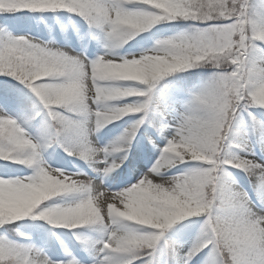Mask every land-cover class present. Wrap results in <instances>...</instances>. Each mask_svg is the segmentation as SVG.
Returning a JSON list of instances; mask_svg holds the SVG:
<instances>
[{"label": "snow or ice", "instance_id": "obj_1", "mask_svg": "<svg viewBox=\"0 0 264 264\" xmlns=\"http://www.w3.org/2000/svg\"><path fill=\"white\" fill-rule=\"evenodd\" d=\"M75 2L76 7L67 11L78 14L104 33L107 40L104 55L89 62L26 38L33 58L47 61L51 67L31 77L18 76L15 67L7 74L0 73L20 81L39 99L52 121L55 137H62L57 135L56 128L81 131L72 118L76 115L68 110L79 94L81 103L92 108L100 107L106 100L112 101L117 111L113 122L130 115L137 116L122 138L131 145L145 122L153 90L163 77L205 65L211 67L223 57H227L230 67L227 72L215 68L208 82L192 94L186 110L175 122L171 138L151 168L153 175H143L123 190L110 191L102 186V181L95 184L83 174H66L59 169L53 172L43 164L41 149L36 147L32 160L27 164L18 163L33 168L32 176L0 179V214L5 218L0 227L22 220L18 218L20 215L33 216L52 225L56 218V227L69 230L99 225L103 228L104 238L97 242L100 258L95 264H153L154 253L167 230L186 218L202 217L200 234L183 258V264H190L205 249L208 250L206 264H220L221 238L232 235L233 222L243 215L249 218V223L240 229L244 234L243 242L229 246L232 264H264V211H255L246 192L234 193L221 179L227 168H235L254 178L257 198L264 203V163L248 158L252 154L246 141L241 139L234 143L232 136L234 123L244 113L251 117L250 109H264V102H254L264 95V73H257L250 80L240 79L244 74L242 68L245 72L250 67L259 68L250 62L249 53L255 46L264 44V39L250 40L248 25L252 23L257 34L264 36V19L254 17L249 0H163V7L161 0ZM26 10L35 12L27 0H0V23L19 20L15 13ZM90 10L95 11L90 15ZM124 16L149 18L147 30L158 23L177 20L190 21L194 27L189 32L158 41L177 50L176 62L162 68L142 63L140 57L133 61V57L114 55V50L122 43L115 37V22L117 17ZM109 28L111 33H108ZM20 44L19 37L0 36V64L12 66L13 58L19 55ZM154 51L152 48L143 54L152 56ZM237 79L240 87L235 92V99L226 104L218 91L219 85ZM116 97L121 98L117 100ZM58 104L64 106L57 107ZM105 123L107 120L100 118L98 126L103 127ZM21 133L30 145L37 144L16 119L7 113L0 114V153L13 151L15 139ZM107 152L105 149L96 162L90 163L103 176L114 172L110 167L111 158L106 159ZM169 153L178 156L175 166H169L170 170L179 169L181 165L189 167L181 174L171 176L173 179L169 184L155 183V176L170 171L158 162ZM3 160L17 163L13 159ZM221 169L223 175H220ZM190 183L198 186L214 184L219 195L211 202L201 199L188 187ZM66 196L78 199L67 205L45 203L54 197ZM35 212L39 215H33ZM122 226L127 231L122 242H118L113 233ZM37 256L45 259L46 264H78L75 259L53 261L39 250L0 239V264H14V261L33 264Z\"/></svg>", "mask_w": 264, "mask_h": 264}, {"label": "trees", "instance_id": "obj_2", "mask_svg": "<svg viewBox=\"0 0 264 264\" xmlns=\"http://www.w3.org/2000/svg\"><path fill=\"white\" fill-rule=\"evenodd\" d=\"M249 9L256 19H264V0H249ZM15 16L20 19L12 21L10 24L0 23V36H2V33H8L18 26L27 29L33 36H39L47 42L52 40L63 42L67 35H69L70 39L74 42L76 30L81 29L85 34L84 48L85 53L88 56L94 55L98 49L104 48L107 51V40L104 38V33L99 29L90 28L87 22L78 14L70 13L67 10L45 12H32L26 10L15 13ZM34 16L38 19V27L32 23ZM58 17H65L67 19V24L62 26L54 24V27L51 28L48 22L51 20L55 22ZM0 19H2V17H0ZM193 27L192 22L184 20L158 23L151 29L136 36L133 40L124 44L122 47L115 49L114 55L117 57H127L150 51L159 40L168 39L181 33L189 32ZM255 52L264 56V44L255 46L249 54L254 55ZM214 72L215 69L209 66H203L189 71L170 74L157 82L152 93L151 104L145 116V122L136 134L135 139L132 141L131 147L127 153V159L122 165V168L114 171L108 176L111 181H119V178H125L126 173L124 172L129 173L141 161H144L143 163L152 161L155 148L151 139L148 137V134L151 133L152 135L160 136L161 133L168 128L165 127V125H169L168 120L162 114V111L176 114L179 107L186 110V105L192 94L202 88L212 77ZM0 103L4 104L7 109L19 115L27 125L31 137L35 139L36 142L46 145L41 149V152L52 167L67 174L79 173L86 176L91 174L90 170L87 169L84 160L68 155L65 150L68 138L55 137V130L52 128V121L47 116V111L43 108V105L37 100L31 90L23 83L12 77L0 75ZM249 111L251 114H260V116L264 118V109L252 108ZM37 113L39 114L37 115ZM72 118L76 121L81 120L78 116ZM128 118L135 122L138 119L135 115L128 116ZM243 119L249 122V131L251 134L253 149L257 154H260V137L255 132H252V130H254L250 123L252 116L250 117L247 112L244 113L240 119L234 123V127L239 120ZM121 129V120L113 122L98 132V138L105 147L108 145L111 146L113 142L123 134V132L119 133ZM233 142L235 143V141ZM188 167V165H182V168L185 170ZM28 173L30 172L26 169L8 168L7 166H2L0 164V178L2 179ZM93 175L102 177V179H106L107 177L103 176V174ZM230 175L240 180L244 173L235 168H227L225 174L221 177L222 182L224 183L225 179ZM249 193L251 199L257 202V192L249 189ZM72 199L77 200L78 197L66 196L53 198V200L61 205ZM40 222L47 225L43 220H40ZM202 225V217L186 218L183 221H178L167 230L164 237L159 242L157 250L152 258L153 264H183V258L185 256L179 254V249L181 246L193 244L200 234ZM22 227L23 222L19 220L5 224L3 227H0V230L6 234L9 239L14 241L15 244L45 251L47 255L57 261L75 259L78 264H90L96 261V252L93 249L96 241L95 239L92 241L89 239L84 243L81 241L83 244L78 247V241L74 237L72 240L74 243L71 244V248L69 249L57 244L48 229L46 230V240L44 242H42L35 234V236L30 239L23 238L19 234ZM76 230H81L82 233L89 232L86 227ZM80 237L87 238L83 234H80L77 236V239L79 240ZM103 237L104 231L99 234L98 241ZM207 253L208 250L205 249L194 257L190 264H206L208 259Z\"/></svg>", "mask_w": 264, "mask_h": 264}, {"label": "clouds", "instance_id": "obj_3", "mask_svg": "<svg viewBox=\"0 0 264 264\" xmlns=\"http://www.w3.org/2000/svg\"><path fill=\"white\" fill-rule=\"evenodd\" d=\"M27 4L31 7L35 12H45V11H53L54 10H67L71 7H76L75 0H27ZM160 6L163 7V0L160 2ZM95 10H90V15L94 13ZM90 28H94L93 23L86 21ZM150 23V19L147 17L140 16H124L117 17L115 22V37L120 43V47L128 42V40L135 38L136 35H139L142 31L147 30L148 25ZM250 32V40L254 39H264V36L258 35L255 26L252 23L248 25ZM108 33H111V28L108 29ZM21 44L18 46L17 57H14L12 60V66H5L0 64V73L7 74L12 70V67L16 68L17 75L20 77H31L32 75L38 74L41 71L47 70V68L51 67L47 61L37 60L33 58L32 51L29 49L27 45V39L25 37H19ZM165 40V39H162ZM41 44V43H39ZM45 47H49L47 44H42ZM50 48V47H49ZM155 49L154 54L152 56H147L142 53L139 55L142 63H151L153 65H158L160 67H166L170 64H174L176 62V49L164 45L159 44L158 42L153 47ZM136 57H133V61ZM132 61H129L131 63ZM207 66V65H205ZM113 67H119V65H113ZM213 69L215 68H223L225 72L228 71L230 65L227 62V57H223L219 63H214L211 65ZM59 70V69H57ZM241 71L244 73L240 79L250 80L255 77L257 73H264V67H250L248 71H244L242 68ZM231 75V73H229ZM238 87H240V80L237 79L234 82L228 81L221 83L219 85L218 91L222 98L224 99L226 104H230L235 99V92ZM121 97H116L115 99H120ZM254 102H264V95H261ZM57 107H63L64 105H56ZM72 111L76 116L82 117L83 119L76 121L78 125H80L81 131H68L61 128H56V133L58 136L68 138V143L66 146V150L68 155L75 156L78 159L84 160L86 163L96 162L99 154L105 149L108 150L107 158H111V165L113 171H117L125 162L124 156L127 155L131 145L130 142L126 139H122L125 136V132L118 137L110 147L99 148L96 147L94 143L91 141V136L95 135L99 131H101L108 124L113 123V120L117 116L116 106L112 101H104L100 107L92 108L81 103V98L78 97L74 99L73 103L68 109ZM100 118H105L107 123L104 124L103 127L98 126V121ZM59 123V122H57ZM55 128L56 126L53 125ZM46 145H42L37 142L35 146L30 145V143L25 140L23 133L15 139V148L13 151L3 154L0 153V159H13L17 163L27 164L30 160L33 159V153L36 147L42 149ZM182 151V150H181ZM178 156L175 153H169L167 157L158 161L162 168H168L170 170V165L175 166V159ZM54 172L55 169H52ZM144 175L152 176L153 173L151 169ZM220 175H223V169L220 170ZM172 177H166L165 173H161L159 176L154 177V182L159 184H169L172 182ZM103 183V181H102ZM189 188L193 189L201 199H207L211 202L215 199L219 193L218 188L214 184L198 186L194 183H190L188 185ZM234 193L240 194L243 191L239 189H232ZM19 219L27 218V216L20 215ZM52 223L55 226L54 220ZM5 218L4 214H0V223H4ZM14 222V221H13ZM249 223V218L243 215H240L233 222L232 227V235H224L221 238V257L220 264H232V260L230 258L229 246H235L237 243H242L244 234L240 231V229L246 227ZM126 229L122 226L118 229L117 232L113 233L116 241L122 242V237L126 234ZM14 264H19V261H14ZM33 264H46V260L37 256Z\"/></svg>", "mask_w": 264, "mask_h": 264}, {"label": "rangeland", "instance_id": "obj_4", "mask_svg": "<svg viewBox=\"0 0 264 264\" xmlns=\"http://www.w3.org/2000/svg\"><path fill=\"white\" fill-rule=\"evenodd\" d=\"M52 22V23H51ZM32 23L34 25H36L38 27L39 22L36 16L33 17V21ZM50 24V27L53 28L54 24L56 25H66L67 24V19L65 17H58L56 18L55 22H53L52 20L50 22H48ZM28 26V24H27ZM4 34H9L13 37H25V38H31L32 42L35 43H41V44H47L50 48L52 49H58L61 50L65 53H68L69 55H73V56H77V57H81L86 59V61H94L95 59H97L99 56H102L105 54L106 50L104 48L99 49L94 55L88 56L85 53V34L81 29H77L75 32V41L73 42L69 35L66 36V39L61 42L59 40H52V41H44L41 37L39 36H33L27 29L25 28H20V27H15L13 30H11L8 33H2V35ZM105 38V35H104ZM148 52V51H147ZM139 54H134L131 56H127L124 58H131V57H139ZM249 60L250 62L254 63L257 67H264V56L261 54H258L257 52H255L254 55L249 54ZM208 67V66H206ZM37 98V97H36ZM37 100L39 101V99L37 98ZM40 102V101H39ZM159 109V108H157ZM185 110L182 107H179V110L177 111L176 114L173 113H166L164 111H162V114L165 116V118L168 120L169 126L166 130H164L160 136H155L152 135L151 133L148 134V137L151 139L152 144L155 148L154 154L152 156V161L148 162V163H143L144 161H141L139 164L136 165V167H134L126 176L125 178H119V181H111L110 178H108V176L106 177V179H102V177L99 176H95L93 174H97V175H102V173H99L97 171L94 170V166L90 165L89 163H85L87 169L90 170L91 174L89 176H86L87 178L91 179L95 184H100L101 181H103L102 186L110 191H120L123 190L127 187H130L131 185L135 184L145 173H147L149 171V169L152 168V166L155 164L156 160L159 158L160 155V150L163 149L166 146L167 140L171 138V135L173 134V130H174V126H175V122L176 120L179 118V116L184 112ZM3 113H7L10 117L16 119L18 121V123H20V125L23 127L24 131L26 132V134L31 137V134L27 128V125L25 124V122L19 117V115H17V113L7 109L4 104L0 103V114ZM132 116V115H130ZM252 117H254L255 119L251 120V124H252V128L254 130H252V132H255L259 137H260V145H261V153L258 155L256 154V152L253 149V144L251 141V134L249 131V122L246 120H239L232 132V136H233V141H235V143H238L241 139L246 141L247 145H248V149L249 152L252 155H249L248 158L251 159H255L258 162L264 163V118H262V116H260V114L257 113H253ZM80 119H83L82 117H80ZM122 121V129L119 131L120 132H125L126 129H130L131 126L135 123L134 120L124 117L121 119ZM33 139V138H32ZM34 142L35 139H33ZM91 141L92 143L95 144L96 147L99 148H104L105 146L100 142L99 138H98V133H96L95 135L91 136ZM106 147H110L109 145ZM241 155H246V153H240ZM40 157L41 160L43 162V164L50 168V169H56L54 167L51 166V164L47 161V159L43 156L42 152L40 151ZM0 164L2 166H7L8 168H19V169H26L28 170L30 173L28 174H23V175H19V176H15L12 178H4L5 180H16V179H24L26 177H30L34 174V169L15 163L12 160H3L0 159ZM102 167V166H101ZM185 169L182 168V165L179 167V169L177 168H173L170 171H168L167 173H165L166 177H171L174 175H179L181 174L182 171H184ZM93 173V174H92ZM126 173V172H125ZM67 174V173H66ZM2 179V178H0ZM224 184L227 187H230L231 189H239L243 192H246L249 197H250V193H249V189L252 191L256 192V188H255V180L254 178L249 177L248 175L244 174L242 179H238L232 176H228L225 181ZM251 199V197H250ZM258 199V198H257ZM76 200H70L67 203L63 204V205H67V204H71L74 203ZM46 204H60L58 202H56L55 200H51L48 202H45ZM251 204L252 207L255 211L257 212H262L264 211V203H262L259 199L256 201H253L251 199ZM41 207H44L43 205ZM33 215L38 216L39 213L35 212ZM21 222H23V227L21 228L19 234L21 235V237L26 238V239H30L33 236H38L39 239H41L42 242H44L46 240V236L44 234H46V230H49V233L52 235V238L54 237L55 241L57 244L67 247V248H71V244H73L74 242H72L73 238L75 237V239L78 241V247H80L84 242H87L89 239L92 241L93 239H95V243H94V247L93 249L96 252V260H98L100 258V254L98 253V238H99V234L101 232H103V228L102 226L99 225H95V226H89L86 227V229L89 230V232H83L81 230L77 231V230H69V229H64V228H59L56 227L50 223H48L47 221H45L47 223V225H44L42 222H40V219H34L33 216H29L27 218H24L22 220H20ZM44 221V220H43ZM11 223V222H10ZM81 229V228H80ZM35 234V235H34ZM80 234H83L85 237L87 238H79V240L77 239V236H79ZM104 238V237H103ZM102 238V239H103ZM0 239H7L11 242L14 243V241H12L11 239H9V237L4 234L1 230H0ZM101 239V240H102ZM83 243H82V242ZM192 245H184L181 246L179 249V254L182 255H186V253L188 252V250L190 249ZM44 255H46L49 259L53 260V261H57L55 259H53L52 257H50L49 255L46 254L45 251H41ZM96 261L90 263V264H95Z\"/></svg>", "mask_w": 264, "mask_h": 264}]
</instances>
